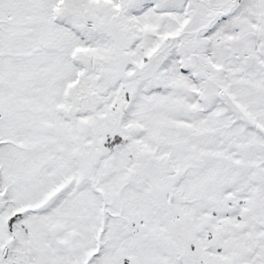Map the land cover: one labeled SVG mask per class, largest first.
I'll return each instance as SVG.
<instances>
[{
	"label": "snow or ice",
	"instance_id": "1",
	"mask_svg": "<svg viewBox=\"0 0 264 264\" xmlns=\"http://www.w3.org/2000/svg\"><path fill=\"white\" fill-rule=\"evenodd\" d=\"M0 264H264V0H0Z\"/></svg>",
	"mask_w": 264,
	"mask_h": 264
}]
</instances>
